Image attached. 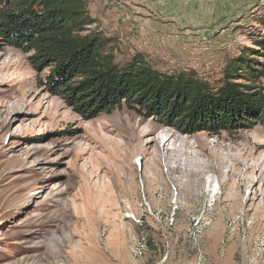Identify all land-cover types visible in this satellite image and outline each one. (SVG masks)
I'll list each match as a JSON object with an SVG mask.
<instances>
[{
  "label": "rangeland",
  "instance_id": "obj_1",
  "mask_svg": "<svg viewBox=\"0 0 264 264\" xmlns=\"http://www.w3.org/2000/svg\"><path fill=\"white\" fill-rule=\"evenodd\" d=\"M83 1L84 34L116 64L214 86L249 49L263 74L246 85L264 93V0ZM0 47V264H264V126L187 135L126 108L83 120Z\"/></svg>",
  "mask_w": 264,
  "mask_h": 264
},
{
  "label": "trees",
  "instance_id": "obj_2",
  "mask_svg": "<svg viewBox=\"0 0 264 264\" xmlns=\"http://www.w3.org/2000/svg\"><path fill=\"white\" fill-rule=\"evenodd\" d=\"M92 23L83 0H0V46L47 71L44 92L83 120L126 108L187 135L264 126V93L246 85L263 74L250 57L262 53L244 50L211 86L195 74L162 73L141 56L116 64L106 41L84 34ZM255 43L264 51V40Z\"/></svg>",
  "mask_w": 264,
  "mask_h": 264
},
{
  "label": "bare ground",
  "instance_id": "obj_3",
  "mask_svg": "<svg viewBox=\"0 0 264 264\" xmlns=\"http://www.w3.org/2000/svg\"><path fill=\"white\" fill-rule=\"evenodd\" d=\"M138 159V158H137ZM139 161V160H138ZM141 161V160H140Z\"/></svg>",
  "mask_w": 264,
  "mask_h": 264
}]
</instances>
